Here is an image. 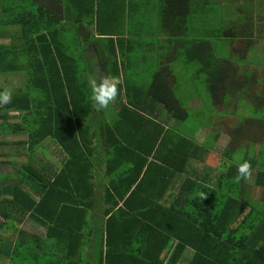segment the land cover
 <instances>
[{
    "label": "trees",
    "instance_id": "16d2710c",
    "mask_svg": "<svg viewBox=\"0 0 264 264\" xmlns=\"http://www.w3.org/2000/svg\"><path fill=\"white\" fill-rule=\"evenodd\" d=\"M27 1L12 0L14 6L0 10V25L22 29L18 44H0V74L27 77L22 91L0 102V133L26 131L28 156L51 138L67 159L50 176L31 161L17 175H0V263L184 264L191 249L188 264H264V165L246 157L250 175L238 180L239 164L227 153L210 152L217 141L211 148L195 137L208 119L199 117L189 134L169 126L172 118H190L187 99L162 89L156 102L168 119L156 123L160 110H149L155 96L117 81L124 42L140 40L133 31L129 36L134 19L127 0H33L34 11L24 8ZM203 14L210 26L204 34L192 27L193 16ZM156 16L157 33L147 14L140 37L162 34L165 44L179 42L187 60L200 63L196 92L201 114L211 115L209 127L220 118L235 145L236 136L262 125L264 88H257L264 84V0H159ZM70 28L80 56L66 42ZM91 54L98 56L101 78L118 82L120 108L112 117L91 100ZM209 152L207 162L217 160L211 164L219 175L193 172L176 188L177 176L192 160L205 162ZM26 220L44 227L45 236L20 229ZM3 230L17 238L8 240Z\"/></svg>",
    "mask_w": 264,
    "mask_h": 264
},
{
    "label": "crops",
    "instance_id": "0c3cea01",
    "mask_svg": "<svg viewBox=\"0 0 264 264\" xmlns=\"http://www.w3.org/2000/svg\"><path fill=\"white\" fill-rule=\"evenodd\" d=\"M158 3H159V0H157V1H154V0H127L128 12L130 13V16H133V19H134L133 22H130V23H133V25L130 23L128 24V30L130 32L129 36L132 35L131 32L133 31V33H135L139 36L140 40L138 41V43H136V42L132 41L131 38H129L128 42L127 41L124 42L123 49L125 50V53H124V55L123 54L120 55V60H119V64H120L119 68L121 69L122 74L120 76L121 79H118L117 81L121 80L123 82V84L125 85V83H126L125 80H128V84L131 87H133L135 89L138 88L140 91L144 92L146 95L153 94V97L155 95L159 96L160 95L159 92H161L162 89L167 88L168 92H170L172 94L175 93L176 96L178 97V99H182L184 101V99L187 96L185 94H188L186 91H188V92H190L191 90L193 91L194 90L193 87H195V85H194L195 83H193V81H194L193 79L191 81L188 80V82H187L188 84L184 86L180 83L178 75L175 73V66H173V64H174V62H178L180 60L178 53H181V51L184 52V49L182 48V44H180L179 42H174V43H169V44L166 43L165 44L164 41H166V38L164 37V35L156 34V35H154V38L150 37L151 38L150 42L155 47L150 52H148L147 47L144 46L145 50L148 52L147 55H145L146 52L144 50H142L143 42H145L146 37H144V41H143L140 36H142L143 33H145L144 31L147 28V23L144 20L145 15L150 14V15L154 16V17H152V19L150 21L149 28L154 27V31H155V29H157V26H159L158 16H156ZM204 19H205V14H203L201 16V18L196 16V15L193 16V18H192L193 31H202L203 34L205 33V31L207 32V30L210 26L206 25V23L204 22ZM64 23H66V22H64ZM89 29H90V31H93V30L95 31V28L92 29V27H90ZM199 41H201V40H198V42L196 44L200 43ZM132 43H135L136 45H134ZM157 47H158V49L156 51ZM91 55L92 56H90V57H93L94 61H96V67H95L96 68V81L99 82V80L101 79V76H102L101 71H99L100 62H99V59L97 58L98 57L97 54H95V55L91 54ZM163 67H165V69H164L165 73H164V75H161L159 73ZM188 71H190V70L188 69ZM262 72H263V74L261 76L264 78V70ZM126 88L127 87H123L124 93H126V90H127ZM263 88H264V84L261 83V85L259 86V88H257V90L261 91ZM193 93L196 94V97H195L196 99L191 100V103H192L191 107H193V108L194 107H196V108L200 107L201 108L202 103H201L200 98L197 96V93H195V92H193ZM183 94L185 96H183ZM179 95H181V97H179ZM262 98L264 99V94H262ZM148 99H146L144 101L145 104L147 103ZM188 101L190 103V100H188ZM255 101L246 102V104L249 105V103L252 104ZM149 105H151L149 110H151V109H155V111L160 110V114L158 115V117L155 116L154 119H152L154 122L164 123L165 120L168 119L167 118L168 115L164 114V112H163V106L156 102V96H155V98L152 99V102ZM230 107L234 108V109L238 108V106H235V105H230ZM219 108L221 109V107H219ZM216 120H217V118H216ZM218 120H220V118ZM169 124H170L169 126H171L172 128L179 129L181 123L176 118H172L170 120ZM235 125H236V127L240 126L239 121L237 119H236ZM205 129L203 130V128H200V130L195 133V137L200 144L208 143L207 142L208 140L207 141H205V140H206V137L208 139L213 128H212V126L210 127V129L208 128V130L210 132L208 133V136L207 135L204 136L205 140H199L198 133L200 131H202V132L205 131ZM10 134H14V136L16 138L26 137L25 139H19L18 140L19 142H17V144H21L24 146L23 155L25 157H27L28 155L26 153V145L24 143L28 139V133L26 131H22V132L10 133ZM215 141H217V142H216L215 146L213 147V149H216V146L220 142H223V143L225 142V144L230 143L229 139L227 140V137L221 136L220 138H218V135H217V138H215ZM236 141H238V142H236L235 146H239L241 143L242 144H247V143L249 144V142L254 143L255 146L257 147L256 150L259 153H258V155L255 154L252 156L256 159H258L257 156H264V150L260 149L262 143H264V123L262 125H260L259 122L254 123V125L248 130L247 134L241 140H236ZM245 146L248 147L247 145H245ZM41 148L42 147H40L37 150V152ZM54 149L55 148L50 147L48 158H46L43 155H42V157H37L39 167L48 176L59 172L61 170L62 166L64 165L65 161H66V158L64 157L65 155H62V157H60L61 156V154H60V155H58V157H59L58 158L55 154L56 152ZM213 149L210 152L217 154V152H215ZM210 152H209L208 156L206 155L205 162H202L200 160H192L189 163L187 173L182 175V176H177V178L175 179L176 188L180 187V185L186 179L187 175L191 174L193 172H194V174H197V176H199L200 172L203 171L209 175L210 179L214 178L215 175H213V174L215 173L214 171H216V170L213 169L214 167L212 166L210 160H209V162H207V159H209V157H210ZM247 152H249V150H247ZM17 154L19 155L18 152H17ZM39 154H40L39 152L36 153V155H38V156H39ZM247 154H249V153H247ZM259 163H260V160H259ZM260 164L264 165V161ZM256 196H257V194H256ZM256 199H258V198L256 197ZM260 200L262 201V198ZM25 222L31 223L35 228H37V230L43 232V234H44L43 236H45L46 229L44 227H39L38 225L32 223V221H30V220H26ZM28 233L35 234L34 232L33 233L28 232ZM36 234L40 235L38 233H36ZM189 251L190 250L188 249L187 252H189ZM191 257H192V255H191ZM188 262H189V260L187 262H185L184 264H188Z\"/></svg>",
    "mask_w": 264,
    "mask_h": 264
},
{
    "label": "rangeland",
    "instance_id": "374dc122",
    "mask_svg": "<svg viewBox=\"0 0 264 264\" xmlns=\"http://www.w3.org/2000/svg\"><path fill=\"white\" fill-rule=\"evenodd\" d=\"M154 1H157V0H154ZM32 3H33V0H29L25 3L24 5V8L26 10H32L34 11V6H32ZM21 4L17 7L15 6V10H16V13H19L21 11ZM10 6H14V3L12 2V0H8V2H5L3 3V6L0 5V10L3 9V7H10ZM7 16H2V18H6ZM21 30L20 27H16V26H6V25H0V32H3V33H9V35L14 38L15 36V39H12L10 36L8 35H4V36H0V44H11L14 42V44H18L19 42V39H20V33H21ZM14 36V37H13ZM18 38V40H17ZM150 36L146 37L145 38V42H143V46H146L147 47V50L148 52H150L155 46H153V44L150 42ZM77 40H78V36L75 32V30L73 29H69L68 32L66 33V42L67 44L70 46L71 48V51H73L76 55H81L82 53V49L78 46L77 44ZM144 41V40H143ZM147 41V42H146ZM10 46V45H9ZM189 57V54L186 53V52H181L179 54V61L178 62H174L173 66H175V73L178 75V78H179V81L182 85H187L188 83V80H194L196 83H195V87L194 90L188 92L186 91L188 94H185L187 95L185 99L190 100V103L188 104L187 103V107L189 108L190 110V118L185 121V122H180V128L177 129V130H181V131H186L187 134L191 133L192 132V129L194 128L195 125L198 124V121H199V117L202 119V118H205V119H208V124L205 125L203 127V130L205 129V131H200L198 133V138L199 140H205V137L204 136H208V133L210 132L208 130V128L210 129V119H211V115L210 116H206L204 114H201V111H204V107L200 109L199 108H196V107H191L192 106V103H191V100H195L196 98V94H194L193 92L197 93V89H196V86L197 87H202V84H201V77L199 76V74H201V72H198L199 68H200V63L199 62H189V60H187ZM177 63V64H176ZM82 66L86 67L85 65V62H82ZM188 69L190 71H188ZM27 80V77L25 75V73L23 72H20V73H17V74H0V93H4V92H15V91H22L23 90V86L25 85V82ZM192 84V83H191ZM203 90V89H202ZM183 94V96H185ZM204 96H206V93H204ZM118 95L116 97V99L114 101H112L109 106L104 109L105 110V115L108 116V117H112L113 116V113H116L117 110L120 108V103H119V99H118ZM206 99V98H205ZM207 100V99H206ZM211 102H213L212 100H209V103L206 101V106L208 108H210L208 104H211ZM192 108V109H191ZM216 116V115H214ZM214 126L212 127V131H211V134L210 136L206 137V140L208 143V146H213V143L215 141V138L217 137L218 135V138H220L221 136H225L227 137V140L229 138V127H227L226 123L225 122H222L220 120H216V122H213L212 123ZM241 125V124H240ZM231 129V128H230ZM199 131V130H198ZM217 132V133H216ZM221 135V136H220ZM26 137H23V138H16L14 136V134H2L0 133V175H17L19 174V171L22 170V167H23V164L25 162H34L33 164L35 166H39V163L37 161V157H42L45 156L46 158H48L49 156V151H50V147L51 148H55V154L56 156L58 157V155L61 154L60 157H62V155H65L64 157L67 159V154L61 149L60 145L52 140L51 138L47 139L44 143H43V146H41L42 148L38 151L40 154L39 156L36 155V152L35 154L33 155H29L27 157H25L23 155L24 153V146L21 145V144H17V142H19L18 140L19 139H25ZM243 137L240 136V137H237L236 136V140H241ZM238 142V141H236ZM223 142H220L217 146H216V149H213L215 152H217L218 155L220 156H223L224 153H227V157H232L233 160H234V163L236 164H239L242 163L244 161V159L246 157H253L252 155H255L259 152H257L256 150V146L254 143H250L249 144H240L239 146H235L234 143H227L225 144V142L222 144ZM245 145H247L248 147H246ZM262 150H264V143H262L261 145V148ZM247 150H249V152H247ZM17 152L19 153V155L17 154ZM249 153V154H247ZM36 155V156H35ZM227 157H223V158H227ZM59 158V157H58ZM258 160H260V163H262L264 161V156H257ZM213 161V162H212ZM210 162L213 163V165L217 162V160H215V158H211L210 159ZM215 173L213 175L214 178H216L218 175H219V172L218 171H214ZM249 179H252V180H249L247 182V184L244 186L245 190H246V196L245 197H248V194L252 192V188H251V185L250 183H254L255 181V177H251ZM105 182V181H104ZM101 183L103 184V180L101 181ZM107 184V181L104 183V185ZM257 198L258 199H261L262 198V195H261V192L257 190ZM0 220H2V218H0ZM20 229H23L24 231H28V232H34L35 234L38 233L40 234L41 236H43V232L37 230V228H35L31 223H27V222H24L23 225H21L19 227ZM2 232H4V235H6V238L8 240H15L17 238V234L16 233H12L10 231H6V230H3ZM27 232V233H28ZM39 235V236H40ZM190 251L189 252H186L185 255H184V259H183V263H184V260L187 262L188 260L191 259V255H193V251L191 249H189ZM188 251V250H187ZM3 263H8V261L6 260H1ZM1 264V263H0Z\"/></svg>",
    "mask_w": 264,
    "mask_h": 264
},
{
    "label": "clouds",
    "instance_id": "9594fccd",
    "mask_svg": "<svg viewBox=\"0 0 264 264\" xmlns=\"http://www.w3.org/2000/svg\"><path fill=\"white\" fill-rule=\"evenodd\" d=\"M118 82L114 79L101 78L99 82H92V95L91 100L94 102L98 110L106 109L109 104L114 101L118 95ZM11 99V94L9 92H4L0 94V102L8 103ZM237 179L248 178L250 175V165L244 162L238 167Z\"/></svg>",
    "mask_w": 264,
    "mask_h": 264
}]
</instances>
